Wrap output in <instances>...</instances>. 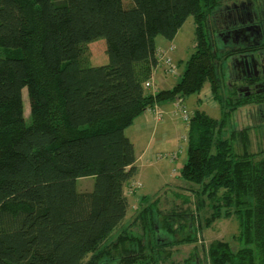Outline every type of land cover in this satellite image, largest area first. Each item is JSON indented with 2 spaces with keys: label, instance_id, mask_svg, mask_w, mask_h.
Returning a JSON list of instances; mask_svg holds the SVG:
<instances>
[{
  "label": "trees",
  "instance_id": "16d2710c",
  "mask_svg": "<svg viewBox=\"0 0 264 264\" xmlns=\"http://www.w3.org/2000/svg\"><path fill=\"white\" fill-rule=\"evenodd\" d=\"M220 1L0 0V264H100L112 252L121 259L110 264L154 263L152 237L142 251L114 243L138 224L152 230L145 208L123 225L139 171L124 130L154 104L207 83L217 94L207 27ZM189 16L194 52L175 85L152 92L156 38L172 42ZM99 38L108 62L93 65L89 44ZM219 124L203 110L189 117L185 180L202 181ZM253 160L230 170L244 245L234 252L211 242L208 264H264V156ZM83 176L94 178L91 189L75 187Z\"/></svg>",
  "mask_w": 264,
  "mask_h": 264
},
{
  "label": "rangeland",
  "instance_id": "374dc122",
  "mask_svg": "<svg viewBox=\"0 0 264 264\" xmlns=\"http://www.w3.org/2000/svg\"><path fill=\"white\" fill-rule=\"evenodd\" d=\"M162 42L168 44L163 37L157 36V46ZM89 46L91 64L108 62L103 38L90 42ZM193 52L194 22L189 16L174 40L164 48L163 53L158 54L157 60H161L157 68L158 79L173 83L176 78L179 80ZM215 57L217 73L221 75L224 65L220 56ZM221 92L220 87L217 94L213 93L207 83L197 93L162 102V107L168 111L165 115L158 106L149 107L151 115L147 116V126L133 124L124 130L139 156V171L132 180L135 192L127 190L129 210L123 225L145 208L152 230L151 234L147 230L145 233L138 224L137 232L129 241L115 242L118 231L113 233L108 244L113 240L120 248L126 243V247H139L142 251L150 236L153 242L150 241L148 251L154 254L153 264H208V246L216 240L227 243L234 252L243 247L234 214L230 170L234 162L245 156L259 161L264 156L261 155L264 143L257 137L256 130L242 118L236 101L231 102L224 93L223 100H220ZM22 104L23 116L28 124L30 108L26 88L22 91ZM196 109L220 120L207 169L198 184L185 180L181 173L187 161L186 125L189 119H184V112L190 117ZM93 181L92 176L78 177L75 187L88 190L92 188ZM117 254L116 261L121 259Z\"/></svg>",
  "mask_w": 264,
  "mask_h": 264
},
{
  "label": "flooded vegetation",
  "instance_id": "af4514ba",
  "mask_svg": "<svg viewBox=\"0 0 264 264\" xmlns=\"http://www.w3.org/2000/svg\"><path fill=\"white\" fill-rule=\"evenodd\" d=\"M207 33L224 65L218 75L220 100L224 93L225 98L236 101L242 118L264 143V0H221ZM114 254L100 264L116 260Z\"/></svg>",
  "mask_w": 264,
  "mask_h": 264
},
{
  "label": "crops",
  "instance_id": "0c3cea01",
  "mask_svg": "<svg viewBox=\"0 0 264 264\" xmlns=\"http://www.w3.org/2000/svg\"><path fill=\"white\" fill-rule=\"evenodd\" d=\"M220 5H221V1H220ZM174 40V39H173ZM172 40V41H173ZM168 42V41H167ZM169 43H171V42H168V44L167 45H165V43H160L158 46H157V51H156V56L158 57V54L159 53H163L164 52V48H166L168 45H169ZM160 61L161 60H159L158 61V63H157V65L155 66V68L153 69V73H152V78H151V80H150V82H151V90H152V92H157V91H159V90H162V89H169V88H171L173 85H175L179 80H178V78H176L175 79V81H174V83L171 81H168L167 79H162V80H159L158 79V74H157V68H158V65H159V63H160ZM166 72V70L165 69H163V72ZM173 83V84H172ZM210 89H211V86H210ZM213 92V91H212ZM175 100V99H174ZM173 100V101H174ZM154 106H158L159 107V109L164 113V115H165V111H166V113H168V111L166 110V109H164L163 107H162V104L160 103V104H154ZM149 114L151 115V113H150V111L148 110V108L145 110V112H144V114L143 115H140V116H138L134 121H133V123L129 126V127H127V128H130L133 124H135V125H140V126H147V122H148V117L147 116H149ZM154 118H155V120L157 121V119H156V117L154 116ZM126 128V129H127ZM125 129V130H126ZM138 155H137V160H136V164H137V162H138Z\"/></svg>",
  "mask_w": 264,
  "mask_h": 264
},
{
  "label": "built area",
  "instance_id": "2783aa9c",
  "mask_svg": "<svg viewBox=\"0 0 264 264\" xmlns=\"http://www.w3.org/2000/svg\"><path fill=\"white\" fill-rule=\"evenodd\" d=\"M146 86H151V82L149 81V82L146 84ZM184 119H186V120L189 119L188 115H187L185 112H184Z\"/></svg>",
  "mask_w": 264,
  "mask_h": 264
},
{
  "label": "water",
  "instance_id": "95a60500",
  "mask_svg": "<svg viewBox=\"0 0 264 264\" xmlns=\"http://www.w3.org/2000/svg\"><path fill=\"white\" fill-rule=\"evenodd\" d=\"M241 31H242V32H244V30H243V29H241ZM240 33H241V32H240Z\"/></svg>",
  "mask_w": 264,
  "mask_h": 264
}]
</instances>
